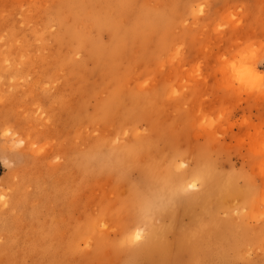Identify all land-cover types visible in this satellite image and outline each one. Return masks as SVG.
I'll list each match as a JSON object with an SVG mask.
<instances>
[{
    "label": "rangeland",
    "instance_id": "rangeland-1",
    "mask_svg": "<svg viewBox=\"0 0 264 264\" xmlns=\"http://www.w3.org/2000/svg\"><path fill=\"white\" fill-rule=\"evenodd\" d=\"M247 44L264 0H0V264H264Z\"/></svg>",
    "mask_w": 264,
    "mask_h": 264
},
{
    "label": "snow or ice",
    "instance_id": "snow-or-ice-1",
    "mask_svg": "<svg viewBox=\"0 0 264 264\" xmlns=\"http://www.w3.org/2000/svg\"><path fill=\"white\" fill-rule=\"evenodd\" d=\"M202 11L203 9H201ZM259 51L264 52V47ZM256 55L257 48L252 44L242 45L238 51H235L229 70L233 80L238 81L244 89L264 94V72L257 71L256 65L253 63ZM225 59L227 60L228 58L226 57ZM260 63L264 64V60H261ZM0 199L3 198L0 197ZM141 236L142 234L137 231L132 239L140 240Z\"/></svg>",
    "mask_w": 264,
    "mask_h": 264
},
{
    "label": "bare ground",
    "instance_id": "bare-ground-1",
    "mask_svg": "<svg viewBox=\"0 0 264 264\" xmlns=\"http://www.w3.org/2000/svg\"><path fill=\"white\" fill-rule=\"evenodd\" d=\"M192 186H193V185H188V188H193Z\"/></svg>",
    "mask_w": 264,
    "mask_h": 264
}]
</instances>
